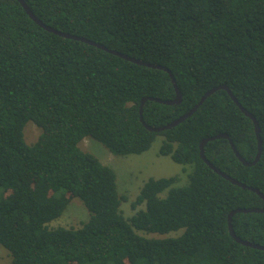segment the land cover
Wrapping results in <instances>:
<instances>
[{"label":"trees","instance_id":"1","mask_svg":"<svg viewBox=\"0 0 264 264\" xmlns=\"http://www.w3.org/2000/svg\"><path fill=\"white\" fill-rule=\"evenodd\" d=\"M43 23L171 71L180 104L147 101L143 122L167 125L226 85L258 121L262 154L244 166L226 138L206 159L247 186L232 184L200 157V143L226 134L253 162V121L218 90L176 127L155 133L141 121L145 97L174 100L172 79L95 46L39 27L17 0H0V246L12 264H264V251L237 243L228 217L264 209V0H24ZM41 129L27 144L24 128ZM191 166L150 178L126 218L115 171L80 148L85 138L114 155L147 152ZM165 194V196H162ZM72 198L89 212L80 228H50ZM234 232L264 246V213H237ZM137 231L177 237L147 238Z\"/></svg>","mask_w":264,"mask_h":264},{"label":"rangeland","instance_id":"2","mask_svg":"<svg viewBox=\"0 0 264 264\" xmlns=\"http://www.w3.org/2000/svg\"><path fill=\"white\" fill-rule=\"evenodd\" d=\"M41 134V129L33 122L27 123L24 128V139L27 144H34ZM163 141L162 136H157L151 148L139 155H114L103 144L85 138L80 143V148L98 158L104 165L111 167L117 176L119 194L125 198L121 210L126 218L132 217L137 210L143 209L141 205L137 209L132 208L143 184L150 178H163L177 176L176 186H184L188 183V176L192 171L191 166H183L175 163L170 156H162L159 153ZM165 196V194H162ZM89 219V212L78 198H72L63 215L49 224L50 228H80ZM183 231L173 232L167 235L149 234L137 231L147 238L177 237ZM0 264H12L10 253L0 246Z\"/></svg>","mask_w":264,"mask_h":264},{"label":"water","instance_id":"3","mask_svg":"<svg viewBox=\"0 0 264 264\" xmlns=\"http://www.w3.org/2000/svg\"><path fill=\"white\" fill-rule=\"evenodd\" d=\"M20 5L23 7L24 11L26 12V14L30 17V19H32L39 27H41L42 29H44L45 31L49 32V33H53L55 35H58L60 37H64V38H67V39H71V40H74V41H81L83 43H86V44H89L91 46H95L99 49H102L104 51H107L113 55H116L122 59H125L129 62H132V63H135V64H138V65H142V66H146L148 68H153V69H161V70H164L166 71L167 73H169L171 79H172V82H173V85L175 87V91H176V98L174 100H162V99H158V98H152V97H145L142 99V102H141V111H140V117H141V121L143 122V117H142V107L144 106V104L147 102V101H155V102H158V103H161V104H166V105H175V104H180L181 103V100H182V94L180 92V90L178 89L176 83H175V80H174V77H173V74L171 73V71L163 66H160V65H154V64H151V63H146V62H143V61H140L138 59H135V58H132L128 55H124L122 53H119L117 51H114V50H110L108 49L107 47L103 46V45H100L96 42H93V41H89L85 38H81V37H78V36H74V35H71V34H68V33H64V32H61V31H58L54 28H52L51 26H48L46 25L45 23H43L39 18H37V16L32 12V10L30 9V7L26 4V2L24 0H17ZM218 90H225L227 91V93L229 94V96L231 97V99L236 103V105L239 107V109L247 116L249 117L253 123H254V128H255V134H256V137H257V141H258V153L254 159L253 162H248L246 161L239 153L238 151L236 150L232 140L228 137V135L226 134H222V135H218L216 137H211V138H206L204 139L201 143H200V157L201 159L212 169L214 170L218 175H220L221 177H223L224 179H226L227 181L231 182L232 184H235V185H238L244 189L247 188V186H245L244 184L240 183L239 181L233 179L232 177H230L229 175L225 174L224 172H222L221 170H219L218 168H216L213 164H211L205 157V153H204V147L206 145L207 142L209 141H212L214 139H219V138H226L229 140L230 142V145L234 151V153L236 154V156L238 157V159L242 162V164L244 166H254L260 159L261 157V154H262V140H261V130H260V127H259V123L258 121L254 118V116L248 112L245 108H243V106L238 102V100L235 98V96L233 95V93L230 91V89L228 88V86L226 85H221L219 87H215L211 90H209L207 93H205V95L202 97L201 101L198 103V105H196L195 107H193L188 113L184 114L183 116L179 117L178 119L174 120L173 122L167 124V125H164L162 127H150L149 125L145 124L144 122V125L145 127L151 131V132H155V133H161L163 131H166V130H170L174 127H176L177 125H179L180 123H182L183 121H185L187 118H189L190 116H192L197 110L198 108L203 104V102L209 97L211 96L212 94H214L215 92H217ZM249 190L253 191V192H256L257 194H259L263 199H264V196L260 193L259 190L257 189H254V188H248ZM237 213H264V209H237V210H234L230 213L229 217H228V229H229V233H230V236L239 244L243 245V246H246V247H250V248H253V249H258V250H262L264 251V246L263 245H259V244H252L250 242H247V241H244L242 239H240L239 237L236 236L235 232H234V229H233V225H232V219H233V216Z\"/></svg>","mask_w":264,"mask_h":264}]
</instances>
